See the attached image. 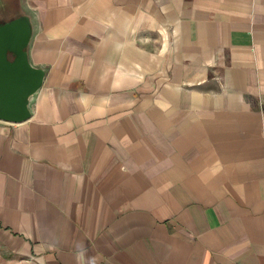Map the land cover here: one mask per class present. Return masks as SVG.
<instances>
[{
	"label": "crops",
	"instance_id": "crops-1",
	"mask_svg": "<svg viewBox=\"0 0 264 264\" xmlns=\"http://www.w3.org/2000/svg\"><path fill=\"white\" fill-rule=\"evenodd\" d=\"M44 69L0 120V264H264V0H0Z\"/></svg>",
	"mask_w": 264,
	"mask_h": 264
},
{
	"label": "water",
	"instance_id": "water-1",
	"mask_svg": "<svg viewBox=\"0 0 264 264\" xmlns=\"http://www.w3.org/2000/svg\"><path fill=\"white\" fill-rule=\"evenodd\" d=\"M28 18L0 22V120L23 122L30 116V97L42 87L45 71L29 62Z\"/></svg>",
	"mask_w": 264,
	"mask_h": 264
}]
</instances>
